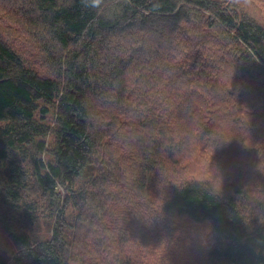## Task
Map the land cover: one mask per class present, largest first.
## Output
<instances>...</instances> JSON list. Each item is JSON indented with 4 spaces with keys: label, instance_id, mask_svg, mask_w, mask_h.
Listing matches in <instances>:
<instances>
[{
    "label": "trees",
    "instance_id": "trees-1",
    "mask_svg": "<svg viewBox=\"0 0 264 264\" xmlns=\"http://www.w3.org/2000/svg\"><path fill=\"white\" fill-rule=\"evenodd\" d=\"M0 264H264V0H0Z\"/></svg>",
    "mask_w": 264,
    "mask_h": 264
},
{
    "label": "rangeland",
    "instance_id": "rangeland-1",
    "mask_svg": "<svg viewBox=\"0 0 264 264\" xmlns=\"http://www.w3.org/2000/svg\"><path fill=\"white\" fill-rule=\"evenodd\" d=\"M182 229L183 231L186 230V234L184 233L186 239L184 242L179 241L175 248V255L178 261L187 260L199 255L202 251L201 248L203 245H205L207 248L209 247V244L205 243L204 240L207 238V232L210 230L208 220H203L202 222L194 221V223H189Z\"/></svg>",
    "mask_w": 264,
    "mask_h": 264
}]
</instances>
